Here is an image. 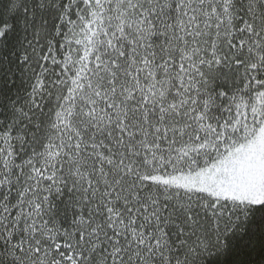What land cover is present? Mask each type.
I'll list each match as a JSON object with an SVG mask.
<instances>
[{
	"label": "snow or ice",
	"instance_id": "1",
	"mask_svg": "<svg viewBox=\"0 0 264 264\" xmlns=\"http://www.w3.org/2000/svg\"><path fill=\"white\" fill-rule=\"evenodd\" d=\"M0 264H264V0H0Z\"/></svg>",
	"mask_w": 264,
	"mask_h": 264
}]
</instances>
